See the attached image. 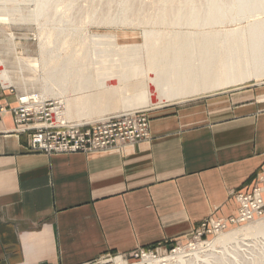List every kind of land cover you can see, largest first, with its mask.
<instances>
[{"label": "crops", "instance_id": "crops-1", "mask_svg": "<svg viewBox=\"0 0 264 264\" xmlns=\"http://www.w3.org/2000/svg\"><path fill=\"white\" fill-rule=\"evenodd\" d=\"M118 36L121 45L143 47L140 34ZM215 40L220 55L206 44L183 48L184 69L163 84L150 88L143 70L147 79L135 91L153 107L148 137L137 144L88 154L30 152L11 114L0 117V264H93L189 238L208 220L237 214L234 194L250 190L264 167V71H222L224 39ZM20 85L43 91L41 80ZM180 91L181 100H162ZM91 103L76 101L70 114L124 111L119 103Z\"/></svg>", "mask_w": 264, "mask_h": 264}, {"label": "bare ground", "instance_id": "bare-ground-1", "mask_svg": "<svg viewBox=\"0 0 264 264\" xmlns=\"http://www.w3.org/2000/svg\"><path fill=\"white\" fill-rule=\"evenodd\" d=\"M7 1L13 4L12 10L5 8ZM77 1L79 0H0L1 24L10 25L13 18L9 17V12H19L20 6L28 2L30 21H33L38 29L35 38L38 42V58L27 60L15 57L16 36L14 34H0V41L4 40L7 47L5 56L0 52L2 79L14 85L13 75H16L18 84L27 81L34 83L39 80L43 83V96L38 94L40 92L30 91L29 94L20 95L21 100L23 96H30L39 103L46 102L43 101L45 99H51L58 106H64L63 100L65 98L67 100L77 92L103 88L107 85L113 86V84H120L121 81L128 83L132 78L141 77L142 65L145 64L150 75L149 87L151 88L150 82L163 84L167 81L170 72L184 69L183 48L187 49L189 45L193 48V45L202 47L206 44L205 47L211 49L213 54L220 55V50H215V38L220 35L224 39L222 47L226 52L222 60V71L237 72L240 75L251 68L257 71L255 74L264 71V0H153L152 6L159 7L155 12L133 8L134 5L143 6L146 3L144 0H84V5H78ZM80 17L85 20L82 21ZM84 23L119 28L121 31L146 26V29L141 30L143 47L129 44L120 46L116 43L118 36L116 33L89 34L81 27ZM184 26L188 28L185 30L180 28ZM224 26H226L225 30H222ZM192 27H196L199 32H192L194 30ZM140 53L144 55L145 61L139 58ZM9 55L15 57L13 61L7 59ZM13 68L16 69L15 73L12 72ZM23 69H29V74H25ZM8 88H2V90H8L12 94L13 91L10 87ZM185 90L188 92L193 88L186 87ZM118 91L123 92L120 96L121 100L118 98L121 101L118 103L122 104V110H124L121 113L134 114L140 109L151 107L152 98H147L144 93L137 92L138 90L133 92L126 85L120 90L119 88L115 90L116 93ZM98 96L97 91L91 98V102L96 101ZM17 97L19 98L15 94V105L7 104L10 110L0 113V117L7 111L13 117L11 110L16 107ZM0 98L2 104L7 103L3 97ZM182 98L183 94L180 91L167 94L162 97V100L172 102ZM58 106L53 109L52 121L55 126L80 128L96 123L69 125L72 123L65 119L64 112L61 113V108L59 109ZM118 109L121 110L120 107ZM118 116L105 118L99 122ZM145 116L149 125L146 113ZM18 129L25 130L20 127ZM253 222L255 225H249L248 222L233 227L237 229L231 228L233 230L228 229L217 234L219 235L217 238L206 244L211 249L223 248V253L226 252L227 246L240 245L248 239L254 240L258 237L264 241V217ZM231 254L235 255L234 251ZM176 258H183L182 250L176 251Z\"/></svg>", "mask_w": 264, "mask_h": 264}, {"label": "rangeland", "instance_id": "rangeland-1", "mask_svg": "<svg viewBox=\"0 0 264 264\" xmlns=\"http://www.w3.org/2000/svg\"><path fill=\"white\" fill-rule=\"evenodd\" d=\"M79 1H77L78 5H84L85 4L84 0H79ZM144 1L146 3L143 6L134 5L133 8H135V9L138 8L136 10L147 11V12H155L156 10H158V8H159L158 6H152V3H154V2H152L153 0H144ZM28 5H29L28 2H24L20 6L19 12H14V13L11 11L9 12V17L13 18L12 19L13 22L10 25L9 24L8 25L1 24V22H0V34H14V36H16V40L14 41V43L16 44L15 45V53H16L17 57H20L21 59L38 58V42H37V40H35L38 29L36 27V24L33 21H30V15L28 12V9L30 7ZM5 8L7 10H12L13 4L10 1H7ZM80 19L82 21L85 20L82 17H80ZM139 20H141V19H139ZM74 25L76 26L77 23ZM81 27L83 29H85L86 32H88L89 34H93V33H116V34L120 35V34L127 33V35H133V36H135V35L139 36V34L141 35V30L146 29V26H144V27L135 28V29H122V31H121V29H119V28H113V27L110 28L109 26L108 27L96 26V25H92V24L86 25V23L82 24ZM180 28H183V30H185L186 28H188V26L187 27L184 26V27H180ZM192 28L194 29V30H192V32H198L196 27H192ZM18 36H20L21 38ZM17 37L19 38V40H17L18 39ZM118 37H120V36L116 37V43L120 44L117 41ZM132 38H135V37H132ZM132 38L129 37L127 39L131 40ZM136 41L139 44L142 42L140 36L137 37ZM6 49H7L6 42L4 40L0 41V52L4 56L6 55V51H5ZM143 58L145 59L144 56H143ZM11 60H12V58L10 57V61ZM143 64H145V63L143 62ZM146 69L147 68H146V64H145V65H143V70L145 73L147 71ZM12 72H13V70H12ZM14 78H18V77L15 75ZM146 79L147 78L145 76L144 77H137V79L132 78L129 81V83H127V82L125 83L124 81H121L120 84L119 83L113 84V86L116 85L114 87L120 88V87H124L125 85H127V86H131L133 88V90H131V91H135L136 88L139 85H141V83L144 82ZM8 87H10V90L13 91V93L10 94L9 91L6 90L8 93V96H11L14 98V103L16 100L15 94L20 96L24 93H27V92H22V88H21V87H23L22 85H20V87H19V84L18 85H11L7 82V80L4 81L0 75V94L1 95L3 94L2 88L5 89ZM106 87L95 88V89L83 91V92H77V94L76 93H75V95L73 94V96L77 97V100H74V99L66 100V98L63 100V102L65 103V106H59V109L61 108L60 109L61 113L64 112L65 119L72 123L69 125H85V124H89V123L92 124L94 122H99V120H102L105 118H110L113 116L126 114V113H121L117 110H113L111 112H104L101 114H95L94 113L89 117H87V116L85 117L83 114H79V115H71L70 114L71 110L73 109V107L76 104V101L80 102V103L91 102L90 98L85 99V97L89 96V95H95V93H97V91L99 94V96L97 98L99 100L97 99L96 101L91 103L89 106L93 105L94 103H98L99 105L101 104L100 107H102L103 106L102 103L106 102V101L110 102L111 105H113V106L116 105V103H118V101H119L118 98H120V96L123 92L118 91L117 93L116 92L114 93V91H111L110 88H108L110 86L107 85ZM35 92H37V91H35ZM41 93L42 94H40V95L43 96V91ZM78 93H79V95H78ZM28 94H29V92H28ZM101 96H103V97H101ZM104 97L107 99H104ZM85 100H87V101H85ZM43 101H50L53 103V101H51V99H45ZM68 101L70 104L72 103L71 109L68 107ZM161 106H164V105H161ZM152 107H148L147 109L146 108L140 109L136 112H145L146 114H148L147 110L151 109ZM154 107H156V106H154ZM79 108H82V107H78L77 109H79ZM82 109L85 110V108H82ZM258 177L259 178L257 180L256 185L261 184L260 186H264V167L259 172ZM236 194L237 193L234 194V198H235ZM235 201H236V199H235ZM236 203H237V201H236ZM237 207H238V204H237ZM252 224L255 225L253 221L249 222V225H252ZM233 229H237V228H233ZM233 229L230 228V230H233ZM191 236L189 238H184L180 241L166 242V243H163V244H160L157 246L140 248L139 250H141V249L151 250L153 248L159 247L158 250L156 249L155 251H150L153 253L151 255H149L148 258L144 259L143 261H140V260L135 261L134 259H132V254L137 252V251H135L129 256H119V255L109 254V255L102 257L101 259H99L97 262H95L93 264H119V263L120 264L121 263L139 264L140 262H142V264H144L143 262H146L145 264H171V263H173V264H253L254 260H256L254 264H257V262H258V264H264V258H263L264 257V255H263L264 254V241H261V239L258 237L254 240L248 239L247 241L241 243L240 245H231V246L229 245L225 248V250L227 249L226 252L222 253L223 248L211 249V247H208L206 244L207 242L211 241L212 239L217 238L219 235H206L201 239H197V237L193 236V235H191ZM201 242H205V243L202 244ZM241 245H242V247H241ZM179 249L182 250V253H183V258H181V259L176 258V251H178ZM228 249H229V251H228ZM233 251H234L235 255L233 254V256H232L231 252H233ZM195 253H197V255H195ZM225 256L228 257V260H227V257H225ZM216 258H217V260H216ZM120 260H121V262H120ZM261 261H262V263H261Z\"/></svg>", "mask_w": 264, "mask_h": 264}, {"label": "built area", "instance_id": "built-area-1", "mask_svg": "<svg viewBox=\"0 0 264 264\" xmlns=\"http://www.w3.org/2000/svg\"><path fill=\"white\" fill-rule=\"evenodd\" d=\"M0 97L3 95L0 94ZM23 97V100L20 96V99L17 97L16 107L11 112L17 127L25 129L22 134H27L30 152L46 154L83 152L88 154L137 144L147 135L148 119L142 112L121 115L80 128L58 127L52 121L53 109L58 106L55 102L39 103L33 97ZM6 110H10L9 106L7 103L2 104L0 98V113ZM260 185L255 184L250 190L236 194L238 211L234 217L225 220L210 219L192 235L201 239L206 235H217L230 228L263 218L264 187ZM156 249L158 250L159 247L151 250H137L132 254V259L143 261L153 253L150 251Z\"/></svg>", "mask_w": 264, "mask_h": 264}]
</instances>
